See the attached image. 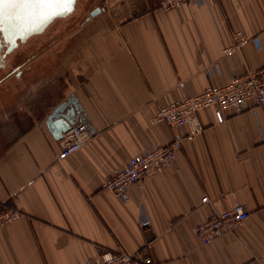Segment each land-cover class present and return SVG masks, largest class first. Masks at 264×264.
Returning a JSON list of instances; mask_svg holds the SVG:
<instances>
[{
  "label": "crops",
  "instance_id": "0c3cea01",
  "mask_svg": "<svg viewBox=\"0 0 264 264\" xmlns=\"http://www.w3.org/2000/svg\"><path fill=\"white\" fill-rule=\"evenodd\" d=\"M157 5L100 0L88 13L99 12L69 23L41 52L14 56L28 69L0 84V204L24 215L0 231V264H84L103 249L144 250L151 264H264V105L227 107L223 122L201 109L205 128L181 129L172 165L126 198L102 188L131 155L178 136L152 122L161 106L264 67V0ZM239 30L251 40L225 61ZM71 96L90 137L59 160L62 137L47 118ZM237 204L249 217L203 243L196 223Z\"/></svg>",
  "mask_w": 264,
  "mask_h": 264
},
{
  "label": "built area",
  "instance_id": "2783aa9c",
  "mask_svg": "<svg viewBox=\"0 0 264 264\" xmlns=\"http://www.w3.org/2000/svg\"><path fill=\"white\" fill-rule=\"evenodd\" d=\"M207 0H158L156 10L165 12L178 7L183 3H204ZM132 16L134 14L132 13ZM251 40L242 31H236L231 40L223 49V59L239 50ZM249 102L264 105V67L254 70H246L242 73L231 72L228 81L224 83H211L205 86L199 93L187 96L176 95L170 103L161 106L152 116V122H167L179 129L178 136L168 143H156L143 151L131 155L127 161L116 168L113 173L104 179L102 188L116 193L122 198L129 194L131 186L143 182L147 177L162 172L175 161L176 151L182 145L184 133L181 129L188 126V135L193 136L203 131L204 123L200 118L203 108L211 110L216 121L225 120L224 110L233 107L237 111L247 108ZM90 137L89 125L84 121H78L63 132L61 149L57 158L62 160L79 150L83 143ZM203 202H210L209 195L202 197ZM23 211L0 204V231L3 227L21 216ZM249 217V211L237 204L227 209H215L213 213L198 221L194 231L205 243L217 240L222 234L235 229L240 223ZM142 223H150L145 218ZM148 246H151L149 243ZM152 257L144 250L128 252L124 249L113 251L103 249L98 254L89 257L84 264H151Z\"/></svg>",
  "mask_w": 264,
  "mask_h": 264
},
{
  "label": "water",
  "instance_id": "95a60500",
  "mask_svg": "<svg viewBox=\"0 0 264 264\" xmlns=\"http://www.w3.org/2000/svg\"><path fill=\"white\" fill-rule=\"evenodd\" d=\"M78 1L79 0H77L76 4L73 6L71 12L49 21H42L38 15H32L31 13L34 11L32 6L5 5L3 17L0 18V30L2 33L0 44L4 41L8 44L7 51L13 50L15 47L19 46L20 43L27 42L30 37L45 31L46 28L58 18L66 17L74 12L77 8ZM99 10H101L100 7H95L90 14L93 16L99 12ZM77 112H80V107L77 99L73 96L56 105L47 118V124L55 137H62L63 132L77 121Z\"/></svg>",
  "mask_w": 264,
  "mask_h": 264
},
{
  "label": "rangeland",
  "instance_id": "374dc122",
  "mask_svg": "<svg viewBox=\"0 0 264 264\" xmlns=\"http://www.w3.org/2000/svg\"><path fill=\"white\" fill-rule=\"evenodd\" d=\"M99 1L100 0H79L77 8L74 12L66 17L58 18L57 20H55L52 24H50L47 30L34 35L29 39L28 42H25L24 45L21 46V48H18L14 53L17 54L18 58L24 55V58H19V60H24L32 54H36V52H41L43 49H45V46H47V44L50 43L54 38L61 36L63 33L67 34L69 30L67 29V25L69 23L78 24L79 22L84 21L90 14L88 12L95 6L96 2ZM20 69H22V71L25 69L27 70L28 61L22 63ZM43 69L45 70V67Z\"/></svg>",
  "mask_w": 264,
  "mask_h": 264
},
{
  "label": "snow or ice",
  "instance_id": "6c2138e0",
  "mask_svg": "<svg viewBox=\"0 0 264 264\" xmlns=\"http://www.w3.org/2000/svg\"><path fill=\"white\" fill-rule=\"evenodd\" d=\"M77 0H0V18L3 17L4 6H32V15H38L42 21H49L73 10Z\"/></svg>",
  "mask_w": 264,
  "mask_h": 264
},
{
  "label": "flooded vegetation",
  "instance_id": "af4514ba",
  "mask_svg": "<svg viewBox=\"0 0 264 264\" xmlns=\"http://www.w3.org/2000/svg\"><path fill=\"white\" fill-rule=\"evenodd\" d=\"M0 38H2L1 30ZM23 45L24 43H20L19 46L15 47L13 50L7 51L8 44L4 41L0 44V84L6 82L13 73H16V76L20 74V67L14 62V56H17L14 52Z\"/></svg>",
  "mask_w": 264,
  "mask_h": 264
},
{
  "label": "bare ground",
  "instance_id": "6f19581e",
  "mask_svg": "<svg viewBox=\"0 0 264 264\" xmlns=\"http://www.w3.org/2000/svg\"><path fill=\"white\" fill-rule=\"evenodd\" d=\"M49 26H50V25H49ZM49 26H48V27H49ZM48 27L46 28V30L48 29ZM32 37H33V36H32Z\"/></svg>",
  "mask_w": 264,
  "mask_h": 264
}]
</instances>
